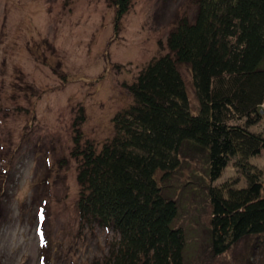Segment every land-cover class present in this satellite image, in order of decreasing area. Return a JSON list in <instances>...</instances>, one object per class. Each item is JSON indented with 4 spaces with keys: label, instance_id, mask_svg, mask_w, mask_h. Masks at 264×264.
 I'll return each mask as SVG.
<instances>
[{
    "label": "rangeland",
    "instance_id": "374dc122",
    "mask_svg": "<svg viewBox=\"0 0 264 264\" xmlns=\"http://www.w3.org/2000/svg\"><path fill=\"white\" fill-rule=\"evenodd\" d=\"M197 0H133L121 19L109 0H0V264H91L114 234L82 229L77 209L81 143L101 148L114 117L133 103L131 85L167 53L177 22ZM181 73L198 107L188 67ZM253 130L264 134V119ZM163 182L180 206L189 264H245L243 245L221 258L209 250L212 209L202 162L184 160ZM251 163L264 176V149ZM232 162L217 185H246Z\"/></svg>",
    "mask_w": 264,
    "mask_h": 264
},
{
    "label": "trees",
    "instance_id": "16d2710c",
    "mask_svg": "<svg viewBox=\"0 0 264 264\" xmlns=\"http://www.w3.org/2000/svg\"><path fill=\"white\" fill-rule=\"evenodd\" d=\"M132 2L109 0L118 20ZM196 5L194 18L170 32L167 53L127 86L133 103L114 117L111 139L82 144L84 116L74 124L80 225L114 234L91 264H189L179 202L163 182L195 159L208 183L213 257L243 245L245 264H264V176L251 163L264 149V134L253 130L264 119V0ZM182 66L193 77L195 110ZM232 162L246 185L215 184Z\"/></svg>",
    "mask_w": 264,
    "mask_h": 264
}]
</instances>
